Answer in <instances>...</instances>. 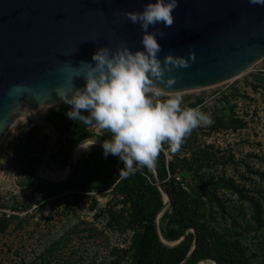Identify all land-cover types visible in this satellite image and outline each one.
<instances>
[{
    "label": "water",
    "instance_id": "water-1",
    "mask_svg": "<svg viewBox=\"0 0 264 264\" xmlns=\"http://www.w3.org/2000/svg\"><path fill=\"white\" fill-rule=\"evenodd\" d=\"M148 2L155 0H0V141L18 118L24 117L41 128L50 127L49 142L30 189L17 185L12 164L0 153V164L12 188L33 191L39 181L56 184L70 176L75 162L72 150L85 140L71 149L64 177L41 176L39 170L50 158L58 132L53 122L44 116L26 114L27 108L23 106L35 109L61 103L56 89L66 86L69 65L76 67L81 61L94 64L92 56L101 47L143 50L140 25L133 24L124 13L140 12ZM173 17L171 27L157 24L149 28L150 32L160 29L165 33L163 38L159 34L156 37L162 47L158 58L163 64L169 53L187 59L194 52L196 61L188 68L174 67L165 73V81L176 78L170 87L158 83L166 93L228 81L264 57L262 5H253L249 0H178ZM73 82L77 88L86 83L83 77L74 78ZM14 85H24L27 90L14 91ZM86 140L90 144L104 141L97 137ZM150 172L164 196L155 218L157 233L164 244L173 246L185 234L174 242L162 239L158 218L169 205V195L158 180L155 168Z\"/></svg>",
    "mask_w": 264,
    "mask_h": 264
},
{
    "label": "rangeland",
    "instance_id": "rangeland-1",
    "mask_svg": "<svg viewBox=\"0 0 264 264\" xmlns=\"http://www.w3.org/2000/svg\"><path fill=\"white\" fill-rule=\"evenodd\" d=\"M261 73H264V57L236 78L209 87L179 92L183 97L182 106L194 102L193 108L200 107L201 111L209 113L214 123L193 130L176 154L167 151V143L163 151L166 159L175 163L177 175L185 185L209 193L215 192L226 206L223 212L212 201L211 211L215 220L221 225H229L233 218L238 219L240 227L236 226V229L242 230L245 244L262 254L264 223L256 229L252 208L233 192L232 187L229 188L228 183L232 180L234 184L240 187L244 185L251 192L257 191L262 197L264 221V178L259 176L260 172H264V81ZM172 94L175 93H166L162 99ZM54 105L30 110L35 115L46 117ZM23 108L28 109L25 105ZM232 115L241 118L242 125L231 123L229 127H224L218 124L220 122L217 117H222L225 123L227 117ZM17 121L0 141V153L12 164L14 178L17 177L18 169L14 165L15 159L11 162L10 139L18 125L22 127L29 120L18 118ZM44 129L50 132V127L45 126ZM90 131L96 135L102 133V129L95 126H90ZM19 134L14 138L15 142ZM20 138L24 144L23 136ZM86 139L72 147L75 162L92 145L87 144L78 155L81 147L88 142ZM30 148L39 152L42 143H30ZM54 151L55 145L52 148ZM197 168L204 183L193 176ZM67 172V164L58 165L56 159L50 158L39 170L41 176L57 179ZM0 175H3L5 183L6 172L1 164ZM39 183L41 181L37 182L33 191L27 192L17 191L10 186L0 188V193L7 197V205L21 213L11 217L6 229L0 231V264H108L113 258L114 247L128 245L131 232H121L116 227L108 226L107 219L100 212L109 202L108 190L97 189L92 193L97 205L90 209L89 197L83 198L78 204L69 198L56 202L57 196L43 197L45 190ZM19 220L21 226L18 225ZM197 264L214 263L200 261Z\"/></svg>",
    "mask_w": 264,
    "mask_h": 264
},
{
    "label": "trees",
    "instance_id": "trees-1",
    "mask_svg": "<svg viewBox=\"0 0 264 264\" xmlns=\"http://www.w3.org/2000/svg\"><path fill=\"white\" fill-rule=\"evenodd\" d=\"M261 74L264 81V73ZM194 106V102L183 105L191 108ZM70 110L69 105L61 102L54 105L46 115L58 132L56 151L50 155V159H56L58 165L67 164L71 148L85 138L95 136L103 140L111 139V133L107 130L102 129V133L96 135L90 131V126L69 119L66 113ZM83 114L87 115L86 112ZM216 119L220 122L218 124L224 127H229L231 123H243V120L235 115L228 116L225 123L222 117ZM40 132L38 125L28 121L23 125L19 139L13 145L15 165L18 169L15 181L19 187H31L36 168L43 159L49 135ZM20 136H23L24 144ZM34 142L42 143L41 151L34 152V148H30V143ZM165 147L164 144L163 148ZM176 157L175 159L178 158ZM123 167L119 157H105L102 145L94 144L74 163L67 180L56 184L39 183L45 190L43 197L57 196L56 202L69 198L74 204L89 197L90 209L96 208L97 205L92 193L97 189L108 190L109 202L100 212L107 219L108 226L116 227L121 232H131L128 245L112 249L113 258L108 264H196L202 260L212 261L214 264H264V249L261 254L245 244L242 230L236 229V226L240 227L238 219L233 218L229 225H221L215 220L211 211L212 201L223 212L226 210V206L215 192L209 193L201 188L185 185L177 175L175 163L166 159L162 151L155 170L158 180L169 195V205L158 218L159 232L166 242L177 241L185 234L176 245L164 244L155 225V218L164 203V196L153 175L149 169L143 168L125 177L121 174ZM193 176L204 183L198 168L193 172ZM259 176L264 178V172H260ZM228 183L229 188L232 187L233 192L252 208L256 229L260 228L264 223L262 197L257 191L251 192L244 185L240 187L234 184L232 180ZM11 219L0 218V231L6 229ZM19 221L18 225L21 226V220ZM42 259L46 260L45 257Z\"/></svg>",
    "mask_w": 264,
    "mask_h": 264
},
{
    "label": "clouds",
    "instance_id": "clouds-1",
    "mask_svg": "<svg viewBox=\"0 0 264 264\" xmlns=\"http://www.w3.org/2000/svg\"><path fill=\"white\" fill-rule=\"evenodd\" d=\"M249 3L264 6V0ZM177 7L178 0H155L140 12H125L124 16L143 31V50L101 47L92 56L94 64L81 61L79 66L69 65L66 86L56 89L60 100L71 107L66 113L69 119L111 133V139L103 141V154L120 158L125 177L143 168H156L165 143L167 151L176 154L193 130L214 123L200 107H183L179 92L162 99L166 91L158 83L166 87L176 83L175 77L165 81V73L174 67L188 68L196 61L194 52L187 59L169 53L163 64L158 58L162 47L156 37L159 34L163 38L165 33L160 29L150 32L149 28L157 24L171 27ZM77 77L86 81L82 88L74 85ZM13 90L21 92L27 87L14 85Z\"/></svg>",
    "mask_w": 264,
    "mask_h": 264
},
{
    "label": "crops",
    "instance_id": "crops-1",
    "mask_svg": "<svg viewBox=\"0 0 264 264\" xmlns=\"http://www.w3.org/2000/svg\"><path fill=\"white\" fill-rule=\"evenodd\" d=\"M22 128H23V126L21 127V126L18 125V128H17L16 132L14 133V135H12V137L10 139V142H11V144H10V146H11L10 156H11V162L12 163H13V160H14V157H15L14 156V152H13L14 151L13 145H14V142H15L16 137L18 136V134L20 133V131H21ZM40 129H41L40 134L47 133L49 135V132L46 131L44 128H41L40 127ZM3 178H4L3 175H0V188H6L5 186H7V187L10 186L11 187V185H10L8 179H7V175H6L5 183L3 181Z\"/></svg>",
    "mask_w": 264,
    "mask_h": 264
},
{
    "label": "built area",
    "instance_id": "built-area-1",
    "mask_svg": "<svg viewBox=\"0 0 264 264\" xmlns=\"http://www.w3.org/2000/svg\"><path fill=\"white\" fill-rule=\"evenodd\" d=\"M7 197L0 193V218L9 219L14 215L21 214L20 211L13 209L7 205Z\"/></svg>",
    "mask_w": 264,
    "mask_h": 264
},
{
    "label": "bare ground",
    "instance_id": "bare-ground-1",
    "mask_svg": "<svg viewBox=\"0 0 264 264\" xmlns=\"http://www.w3.org/2000/svg\"><path fill=\"white\" fill-rule=\"evenodd\" d=\"M25 113H26V114H30V113H32V112H31L30 109H27ZM22 118H24V117H22ZM87 144H90L89 141L86 142V143L81 147V149H80L78 155L82 152V150L86 147ZM72 158H73V160H75V158H74V152L72 153ZM62 173H63V172H62ZM66 174H67V173H66ZM42 175H43V174H42ZM63 177H64V176H63ZM60 178H62V177H60ZM52 179H57V178H52Z\"/></svg>",
    "mask_w": 264,
    "mask_h": 264
}]
</instances>
